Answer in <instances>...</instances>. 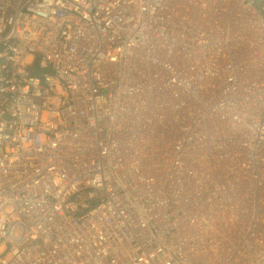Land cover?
I'll return each instance as SVG.
<instances>
[{"label": "built area", "instance_id": "obj_1", "mask_svg": "<svg viewBox=\"0 0 264 264\" xmlns=\"http://www.w3.org/2000/svg\"><path fill=\"white\" fill-rule=\"evenodd\" d=\"M263 166L264 0H0V264H264Z\"/></svg>", "mask_w": 264, "mask_h": 264}, {"label": "bare ground", "instance_id": "obj_2", "mask_svg": "<svg viewBox=\"0 0 264 264\" xmlns=\"http://www.w3.org/2000/svg\"><path fill=\"white\" fill-rule=\"evenodd\" d=\"M181 4V8H183V4H182V1L180 2ZM205 7V6H203ZM205 11V8H203ZM219 20H217L218 22ZM216 23V22H214ZM224 23H225V20L223 21V25L221 24V26H224ZM199 26V25H197ZM203 28H211V31L212 30H215L216 31V34H217V37L216 39L214 40L215 42L216 41H221L223 40L224 38H226V35H224V32L222 31V29L219 27H217V25H213L212 23H203ZM197 28V27H196ZM223 28V27H222ZM231 37L228 41H227V47L229 49V51L231 52V71L234 72L236 70V68L239 66V62L237 61L236 59V56L235 53H236V50H239L240 49V38H238L236 36V34H233L232 36H229ZM187 42L188 39H187ZM214 49H219L220 47H212ZM253 50L254 47H253ZM233 78H234V81H237V76L236 75H233ZM225 85V83H220V82H216L215 80H212V81H202V80H199V79H190L188 81V89L187 90H182V94L184 96H187V97H191L193 94L197 95V94H200V93H205L207 95H212L214 96L215 98H217L216 100H219L218 98V93L220 91V89ZM173 91H176L175 89V86H174V89ZM174 95H178L177 94V91L176 93H172ZM227 101V99H224ZM230 152L224 154V155H229ZM143 155H148V158H143L142 159V164L145 165V167H157V164L160 163V168H155V169H159L158 170V173L156 175V179H154V184L155 183H161L165 186V183H166V180L168 179L169 176H171L172 172H174V170H171L175 164L171 163L172 161H175L179 164H183L185 160H183L184 158H182V152H180L179 150H177V152H174V151H171V149L168 150V155L166 157L165 153H164V161L167 160V161H171L170 163L166 162V164L164 166H161V163H163L164 161L160 162L159 159H157V152L156 151H151L150 149H147ZM145 159V160H144ZM161 159V160H163ZM144 160V161H143ZM193 160V159H192ZM181 166V165H179ZM187 167V166H186ZM165 169V170H164ZM180 169V167H179ZM210 170H215L214 167H210L209 168ZM217 173H222L224 171H215ZM173 176V175H172ZM174 177V176H173ZM181 192L177 193V194H174V198L176 199H179V200H184L186 199V196H184V198L180 195ZM246 198V197H245ZM251 197H248V199H250Z\"/></svg>", "mask_w": 264, "mask_h": 264}, {"label": "rangeland", "instance_id": "obj_3", "mask_svg": "<svg viewBox=\"0 0 264 264\" xmlns=\"http://www.w3.org/2000/svg\"><path fill=\"white\" fill-rule=\"evenodd\" d=\"M262 173L264 174V166L262 169ZM233 223L230 227V230L227 231L224 236L226 237V239H224L223 243L221 246H228V242L231 241V237H230V233L233 234ZM189 242H190V246H210V242L209 241H203L201 243L198 242V240L194 237V236H189L188 237Z\"/></svg>", "mask_w": 264, "mask_h": 264}]
</instances>
